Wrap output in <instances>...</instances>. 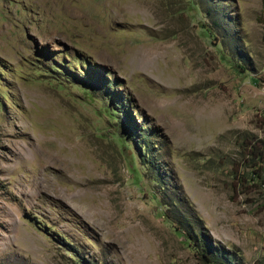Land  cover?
I'll list each match as a JSON object with an SVG mask.
<instances>
[{"label":"rangeland","instance_id":"1","mask_svg":"<svg viewBox=\"0 0 264 264\" xmlns=\"http://www.w3.org/2000/svg\"><path fill=\"white\" fill-rule=\"evenodd\" d=\"M263 2L0 0V264H264Z\"/></svg>","mask_w":264,"mask_h":264},{"label":"trees","instance_id":"2","mask_svg":"<svg viewBox=\"0 0 264 264\" xmlns=\"http://www.w3.org/2000/svg\"><path fill=\"white\" fill-rule=\"evenodd\" d=\"M263 1H264V0H263ZM263 3H264V2H263ZM263 26H264V25H263ZM263 42H264V33H263ZM253 148H255V147H253ZM260 149H261V148H260ZM258 156H259L260 159L264 160V149L261 150V151L259 152ZM263 182H264V176H263Z\"/></svg>","mask_w":264,"mask_h":264}]
</instances>
